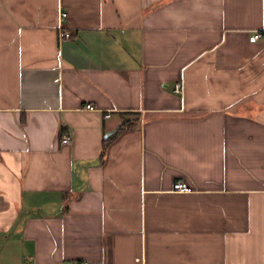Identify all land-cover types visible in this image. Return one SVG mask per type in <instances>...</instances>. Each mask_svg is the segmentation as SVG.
Masks as SVG:
<instances>
[{"label":"crops","instance_id":"0c3cea01","mask_svg":"<svg viewBox=\"0 0 264 264\" xmlns=\"http://www.w3.org/2000/svg\"><path fill=\"white\" fill-rule=\"evenodd\" d=\"M72 261L264 264V0H0V264Z\"/></svg>","mask_w":264,"mask_h":264},{"label":"built area","instance_id":"2783aa9c","mask_svg":"<svg viewBox=\"0 0 264 264\" xmlns=\"http://www.w3.org/2000/svg\"><path fill=\"white\" fill-rule=\"evenodd\" d=\"M66 17V14L61 12L59 13L58 16V25H57V34H58V40L59 41H63V40H67L68 38L71 37V34L65 30L64 28V19ZM261 37V35L259 34V32H255L253 34H251L248 38L249 42H255L257 41L259 38ZM173 92L175 94H180L181 93V84L180 83H176L174 84L173 87ZM85 110L87 111H93L95 110L94 107L90 104H85L83 107ZM108 114L104 115V118H107ZM60 142L62 144H66L69 142V137L66 135H62L60 138ZM172 190L176 191V192H184L187 190V187L184 183L182 182H175L172 186ZM27 264H33V263H27ZM69 264H90L88 262H84V261H72Z\"/></svg>","mask_w":264,"mask_h":264},{"label":"trees","instance_id":"16d2710c","mask_svg":"<svg viewBox=\"0 0 264 264\" xmlns=\"http://www.w3.org/2000/svg\"><path fill=\"white\" fill-rule=\"evenodd\" d=\"M129 115H133V113H130ZM137 126H138V120L137 119H125V120H123L121 126L117 129V131L111 137H109L103 141L101 151H100V155H99L100 159H102L104 154H105L107 143L109 141H111L117 133H119L121 131H125V130L135 129V128H137Z\"/></svg>","mask_w":264,"mask_h":264},{"label":"water","instance_id":"95a60500","mask_svg":"<svg viewBox=\"0 0 264 264\" xmlns=\"http://www.w3.org/2000/svg\"><path fill=\"white\" fill-rule=\"evenodd\" d=\"M113 132H114V130L111 131V132L106 133V134L104 135V138H107V137H108L109 135H111Z\"/></svg>","mask_w":264,"mask_h":264}]
</instances>
